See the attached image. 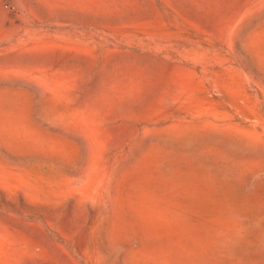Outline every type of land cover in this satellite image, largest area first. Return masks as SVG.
<instances>
[{"label":"rangeland","instance_id":"1","mask_svg":"<svg viewBox=\"0 0 264 264\" xmlns=\"http://www.w3.org/2000/svg\"><path fill=\"white\" fill-rule=\"evenodd\" d=\"M0 264H264V0H0Z\"/></svg>","mask_w":264,"mask_h":264}]
</instances>
